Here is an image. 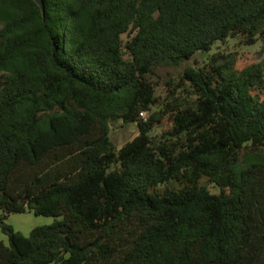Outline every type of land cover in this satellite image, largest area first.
<instances>
[{
	"label": "trees",
	"instance_id": "obj_1",
	"mask_svg": "<svg viewBox=\"0 0 264 264\" xmlns=\"http://www.w3.org/2000/svg\"><path fill=\"white\" fill-rule=\"evenodd\" d=\"M228 38L264 0H0V264H264V60L151 81Z\"/></svg>",
	"mask_w": 264,
	"mask_h": 264
},
{
	"label": "rangeland",
	"instance_id": "obj_2",
	"mask_svg": "<svg viewBox=\"0 0 264 264\" xmlns=\"http://www.w3.org/2000/svg\"><path fill=\"white\" fill-rule=\"evenodd\" d=\"M218 45L221 46V49H223L224 52H228L229 50L233 51L240 66L252 62L262 63L264 60V52H262L263 44L261 39H258L254 43L248 45L240 43L238 38H228L224 41V43L218 41L211 47L209 51H197L192 57L183 62L181 65L157 68L155 74L151 76V81L155 85L156 94L162 96L165 91L166 82L168 80L175 79L183 71L186 65L203 64V62L208 59L209 55L217 49ZM147 115L148 113H144V118H146ZM166 126V122L158 123L151 131V134L158 135ZM137 132L138 126L136 122L127 121L125 123H121V121H118L110 124L108 136L116 147H120L126 141L134 137ZM203 183L206 184L212 191H217L218 189L215 185H212L206 181H203ZM52 220V216L36 215L33 212L10 213L5 218L7 223L11 224L16 230H20L22 232H27V229L36 225L50 223ZM4 236L5 234L0 229V238Z\"/></svg>",
	"mask_w": 264,
	"mask_h": 264
},
{
	"label": "crops",
	"instance_id": "obj_3",
	"mask_svg": "<svg viewBox=\"0 0 264 264\" xmlns=\"http://www.w3.org/2000/svg\"><path fill=\"white\" fill-rule=\"evenodd\" d=\"M27 213H31L30 211H26ZM31 228L27 229V232H22L24 234H28ZM0 240H2L3 242L7 243V236L5 235L4 237H1Z\"/></svg>",
	"mask_w": 264,
	"mask_h": 264
},
{
	"label": "built area",
	"instance_id": "obj_4",
	"mask_svg": "<svg viewBox=\"0 0 264 264\" xmlns=\"http://www.w3.org/2000/svg\"><path fill=\"white\" fill-rule=\"evenodd\" d=\"M145 112H140V116L144 117Z\"/></svg>",
	"mask_w": 264,
	"mask_h": 264
},
{
	"label": "water",
	"instance_id": "obj_5",
	"mask_svg": "<svg viewBox=\"0 0 264 264\" xmlns=\"http://www.w3.org/2000/svg\"><path fill=\"white\" fill-rule=\"evenodd\" d=\"M111 124H113V123H111Z\"/></svg>",
	"mask_w": 264,
	"mask_h": 264
}]
</instances>
